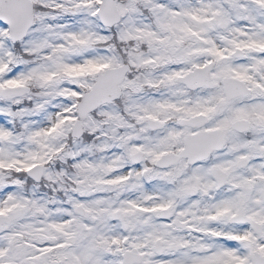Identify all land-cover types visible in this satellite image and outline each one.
I'll return each mask as SVG.
<instances>
[{
	"label": "snow or ice",
	"instance_id": "obj_1",
	"mask_svg": "<svg viewBox=\"0 0 264 264\" xmlns=\"http://www.w3.org/2000/svg\"><path fill=\"white\" fill-rule=\"evenodd\" d=\"M0 264H264V0H0Z\"/></svg>",
	"mask_w": 264,
	"mask_h": 264
}]
</instances>
